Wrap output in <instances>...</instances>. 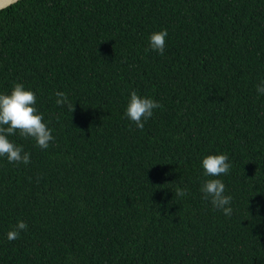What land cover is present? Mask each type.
Returning a JSON list of instances; mask_svg holds the SVG:
<instances>
[{
    "label": "trees",
    "instance_id": "obj_1",
    "mask_svg": "<svg viewBox=\"0 0 264 264\" xmlns=\"http://www.w3.org/2000/svg\"><path fill=\"white\" fill-rule=\"evenodd\" d=\"M162 29L160 55L149 38ZM261 81L264 0L0 10V93L32 89L54 137L47 149L10 137L27 165L0 157V264H264ZM133 90L162 105L143 129L125 114ZM219 153L230 217L200 190L203 158ZM20 220L28 228L10 241Z\"/></svg>",
    "mask_w": 264,
    "mask_h": 264
},
{
    "label": "clouds",
    "instance_id": "obj_2",
    "mask_svg": "<svg viewBox=\"0 0 264 264\" xmlns=\"http://www.w3.org/2000/svg\"><path fill=\"white\" fill-rule=\"evenodd\" d=\"M13 0H0V9L6 8ZM167 29L155 31L150 35V48L160 55L164 54ZM257 91L264 95V81L256 86ZM57 105H67L70 111H74L72 103L66 93L57 91ZM36 93L26 88L23 83L15 82L10 93H0V157H7L10 163H30V153L23 150L22 145H17L11 136L19 133L24 138H32L41 149H47L49 143L54 139L52 130L44 121L43 113L36 106ZM162 107L156 100L139 95L135 90L130 94L126 107V116L137 128L143 129L144 123L153 116V110ZM204 175L209 177L201 184V192L205 200H210L214 209L221 210L224 215L231 216L233 209L230 206L232 197L226 195L224 182L217 178L226 175L230 170L228 155L225 153L209 154L202 160ZM187 190L177 188L176 196H186ZM28 225L20 220L7 233V238L15 240L19 238L22 230H26Z\"/></svg>",
    "mask_w": 264,
    "mask_h": 264
},
{
    "label": "water",
    "instance_id": "obj_3",
    "mask_svg": "<svg viewBox=\"0 0 264 264\" xmlns=\"http://www.w3.org/2000/svg\"><path fill=\"white\" fill-rule=\"evenodd\" d=\"M18 1H20V0H13V2L10 3V5H12V4H14V3H16V2H18ZM10 5H9V6H10ZM6 8H7V7H6ZM2 9H4V8H2ZM2 9H0V10H2Z\"/></svg>",
    "mask_w": 264,
    "mask_h": 264
}]
</instances>
